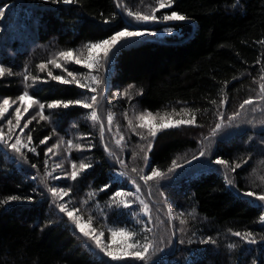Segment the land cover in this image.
<instances>
[{"label":"trees","instance_id":"1","mask_svg":"<svg viewBox=\"0 0 264 264\" xmlns=\"http://www.w3.org/2000/svg\"><path fill=\"white\" fill-rule=\"evenodd\" d=\"M0 8L5 10V21L20 27L24 37L20 42L5 32L11 38V54L1 57V62L11 74L0 77V96L8 98L20 93L21 73L42 77L37 65L47 62L48 51L74 50L88 42H99L131 23L116 0H75L71 4L0 0ZM171 11L187 19L164 22L174 29L172 34L139 39L123 49L112 60L107 77L108 85L116 90L132 86L142 109L154 113L164 109L181 112L183 108L189 118L195 113L198 126L157 134L148 162L159 171H166L183 152L196 149L198 140L211 132L220 113H236L244 100L253 99L264 81V0H174L171 8L157 15ZM106 19L112 22L104 23ZM30 95L48 104L77 100L80 90L74 84L49 80L31 90ZM80 115L78 107L54 113L58 128L63 130ZM258 124L219 137L204 159L213 163L221 158L230 167L240 164L230 173L233 186L226 184L213 164L205 163L176 180L172 203L180 211L196 215L194 238L212 237L217 242L192 244L196 248L189 259L176 264H264V226L259 220L263 209L237 194L261 193L264 189L253 173L254 169H264V124L253 127ZM80 127L89 133L88 127ZM28 131L35 153L26 157L30 166L39 169L46 151L40 141L49 137L52 129L40 120L31 121ZM2 151L0 148V201L9 196L21 199L0 203V264H105L71 224L56 216L33 171L19 166ZM87 151L86 163L93 166L78 177L83 191L95 193L92 201L112 224L132 227L133 215L111 205L114 193L121 189L113 179L111 160L97 141ZM107 184L111 187L100 191ZM227 232H251L258 243L236 242V247L229 248L228 242L219 239L218 243L216 239V233L223 236Z\"/></svg>","mask_w":264,"mask_h":264},{"label":"rangeland","instance_id":"2","mask_svg":"<svg viewBox=\"0 0 264 264\" xmlns=\"http://www.w3.org/2000/svg\"><path fill=\"white\" fill-rule=\"evenodd\" d=\"M116 2L119 6V10L123 14L126 13L128 10L147 12L150 7L155 6L154 0H116ZM121 5L123 7H121ZM163 14L165 13L162 12V15ZM124 15L131 22L130 25H128L129 30L135 31L148 29L149 31V34H146L142 37L134 38L132 43L146 37H162L169 35L168 33L163 31L164 28L167 27L166 24H164V22L166 21H159L155 23H137L131 20V18H129L126 14ZM0 27V66H3L6 69L5 75H9L10 71L7 68V65L1 62V57L11 54L8 45V41L11 38L7 36L5 32L9 33V35H13L12 39L24 42L23 31L19 33L20 27H15V25L12 23L8 24L5 21L4 16L0 19ZM151 33H155V35H152ZM84 45L85 44L73 50L75 55H79L82 57H86L88 55L87 50L83 47ZM39 50L42 53H45V51L41 49ZM58 52L59 51L56 50L48 51V53H46L48 56L47 62L51 59H57L58 62L61 63L62 68L57 69L52 64L48 63L47 68L43 72L38 69L39 73L43 74L41 77L42 80H51L47 75L49 70L52 71L53 75H62L66 79H71V77H68L67 75L68 72L74 73L78 79L88 73L89 70L83 65H77L75 63H71L58 58ZM110 68L111 64L110 66L99 68L98 71L92 70V74L97 75L101 79L102 83L97 87L96 93H92L88 89L79 88L80 95L77 98L91 103V95H97L99 103L95 106V110L100 116V122L93 123L89 119L91 109L73 105L70 107H78L79 111H81V115L76 119L70 120L68 127L64 130L59 129L58 122L56 123L54 117V113L57 111V109H63V107L49 109L47 108V104H44L45 108L43 110V114L48 116L49 119L42 121L46 122L52 129V132L48 137L49 139L46 141L44 146L47 151L48 148H53V146L56 145V147L53 148L54 154L49 153L47 156L45 155V161L47 160V164L44 161L43 166L39 169L30 166L26 154H34L35 152L28 151L27 148L21 149L23 153V158H21L20 154L15 153L2 142H0V148L3 150V153L8 155L13 161H16L19 166L23 168H28V170L30 169L33 171L37 184L40 186L45 196L49 199L51 207L56 216L60 219L67 221V223L71 224V226L73 227L66 214L59 212L58 203L60 202V200L59 198H54L52 196V194L49 192V188L55 187L58 190H70L69 195L63 197V201L66 203L69 210H72L74 208L78 209L75 215L82 217V222H84L86 225L89 215H92V226L97 229V234L100 231H104L105 235L102 239L104 243H107L109 241L110 236L108 228L113 227L118 229L120 226L112 224L108 220L104 211H101L99 207H97L96 202L92 201V199H89L87 191H83V186H81L79 183V178H77L75 181L71 180L70 178H62L56 180L48 175V173H52L55 176L63 177L65 173H70L72 171V162L76 163L78 169L80 162L86 163L87 161V150L89 149L88 146L92 145L93 141H97L99 146H101V148H103V150L106 152L107 156L109 157L114 166L113 179L120 184V190L126 193L135 192L136 185L132 183L133 180H135L136 184L140 186V191L136 193V196H123L117 197L116 199L134 201L131 205V208H122L127 213H136V215L133 216L135 224L130 228L127 227L128 229L139 232L140 229L143 227V223H138L137 221H143L146 223L148 216L151 217L152 223L149 226L152 227L153 231L151 233H147V235H149L150 238H153L155 240L157 248L162 249V251L155 252V254L152 255L151 260L149 261V264H176L179 261H186L187 259H189L191 253L196 248L193 247L192 244L203 243L205 239L203 240L202 238H194L195 235L194 233H192L194 222L196 223V221H198L196 215L192 211H180L172 203V190L177 183L176 180L185 172L189 171L192 168H195V166H198L200 164L204 165V163L205 165L213 164V167H216L218 171L223 174V176H225V172L227 171L228 177L231 179V171L225 169L223 165H217L214 162L208 163L209 161L207 159H204L207 157L208 150L212 148L215 143L218 142L219 137L230 133L232 130H238L242 126L253 125L254 122L259 123L258 125L253 126L254 128H260L264 124V81L263 84L259 83L257 92L252 99L254 103L251 105H246L244 109L239 108L237 112H239L240 115L236 117V119L232 122V125L228 127L222 126V129L215 136H212L211 132H208L207 135L202 136L198 140V146L196 149L183 152L175 158V164L180 166L176 167L175 171L171 173L168 172L169 168L175 167L172 163L166 171H161L162 173H165V176L163 178L153 179L151 181L145 182L139 177L141 175L149 174L152 169L149 166V162L147 163V166L145 165L143 157L145 155V152L149 153L148 143L151 142L153 144V141L142 140L139 135L131 131L128 121L132 120V127L137 128L138 131H142L143 134L147 136L148 133L146 129H139L140 121L137 119V117L141 113H146L147 110L140 108L137 104V91L132 86L116 90L112 86L108 85L107 77L109 75ZM64 69H67V71H65ZM24 75V73H21L19 75V80L21 84L20 93L14 97H10V100H16L25 90V82L23 81ZM81 82L84 81L81 80ZM27 83L31 84V79H29ZM41 83L44 82H38L35 87L30 88L28 90L31 91L33 89H36L37 86H40ZM93 87H96V85L93 84ZM124 93H127V95H124ZM3 98L8 97L0 96V102H2ZM17 106H20L18 101L9 110V113H7L2 120H0V131H3L5 133V138H7V135L9 134V126L7 124V120L12 119L13 124H15L14 110ZM221 106L223 108V104ZM21 110L23 111V109ZM172 110L173 109H164V111L152 113L153 115H163L167 113L171 115L173 119L189 118L187 113L173 112ZM179 110L181 111V109ZM39 112V107L34 105L28 113L24 114L21 120V127H23L24 123L28 121H40V117L38 115ZM108 114L113 115L111 131H108ZM233 114L228 116L223 115V120L219 116L212 129L215 127L216 123H222V125L227 123L228 117L232 116ZM32 117H35V119H32ZM100 123H103L105 127L103 140H101L100 137ZM81 125L88 127V134H86L85 131L81 129ZM194 127L196 126H183L180 129ZM28 134V128L24 129L23 133H21L17 128L15 132L11 134L12 139L8 141V144L14 143L16 136H20L22 143H28ZM121 136H123L124 139L122 140L121 145L117 146L115 140L120 139ZM206 137H208V139H205ZM61 139L63 140V143H59ZM68 141L72 142L71 146L68 144ZM105 144H107L108 149L109 151H111L112 155H109V151L105 150ZM77 146H80L84 150H78ZM29 147H34L32 141ZM202 150L206 152V155L203 157H199V153ZM193 156H197L199 157V159L194 160ZM119 160H123L124 164H120ZM57 164L61 165V167L56 168L55 166ZM133 168H135L137 171L133 172ZM256 169L258 168L256 167ZM258 170L259 172L255 171L254 169V178L257 179L259 183L263 185L264 188V182L259 179L260 177H264V169L263 171L262 169ZM120 172H127L128 175L120 176ZM137 196L139 199L136 198ZM247 198L254 201L253 198ZM140 200H143L149 206V212L146 215L142 214L140 211L143 208V205L139 203ZM69 201L70 203H68ZM85 201H87V203H84ZM254 202L260 203L258 201ZM111 205H113L112 200ZM114 208L118 209L120 207L115 206ZM169 213H171V215H169ZM182 219L186 221V223L183 225L180 224V220ZM262 224L264 226V223ZM181 228L184 229L183 232L180 231ZM216 234V239L218 243L220 239V241L228 242V245L232 243L236 244V242L237 244L246 245V243H244V241L240 237H236L233 234H229L228 232L223 236H219L218 233ZM143 235L144 234L142 233L137 238L142 240L141 236ZM80 236L84 239V241L89 247L90 245H92L90 249L98 255V258L104 259L105 262H109V264H143L142 261L133 259H127L119 262L110 261V258L104 256L103 253H100L99 250L94 247L92 241L88 240L82 235ZM117 240H119V237H117ZM180 241H183V243H180ZM189 241L191 242L189 243ZM262 241L264 242V237ZM211 245H213V243ZM250 245L256 246L257 243ZM239 249L245 252L247 250V247L240 246Z\"/></svg>","mask_w":264,"mask_h":264},{"label":"snow or ice","instance_id":"3","mask_svg":"<svg viewBox=\"0 0 264 264\" xmlns=\"http://www.w3.org/2000/svg\"><path fill=\"white\" fill-rule=\"evenodd\" d=\"M50 2L53 3H64V4H71L74 3L75 0H50ZM238 2V0H237ZM174 3V0H154L155 6H152L149 8L147 12H141V11H131L128 10L126 14L131 20L137 22V23H155L159 21H184L187 19V17L183 14L177 13L176 11H171L170 14L165 13L161 16H157L156 13L163 9H169L172 7ZM121 7H123L121 5ZM5 8H7V5H5ZM4 16V8H0V18ZM113 17L112 19H114ZM111 19H106L104 23H111ZM164 32L171 34L174 32V29L172 27H165ZM146 34H149L148 29L144 30H129V28L126 26L120 31H116L114 34L109 36L106 39H102L99 42H88L83 47L87 50L88 55L86 57H82L79 55H75L73 50H67V51H59L57 53L58 58L63 59L65 61L75 63L77 65H83L85 68H87L89 71L86 75H84L81 78H77L76 75L72 72H68V77H71V79H66L62 75H53L52 71H48L47 75L48 77L56 81L58 83L62 84H74L82 89H88L92 93L97 92V87L102 83L101 79L97 75L92 74V70H99L101 67H107L110 66L111 61L116 58L117 54L121 52L123 49L130 47L132 45V41L134 38L142 37ZM152 35H155V33H151ZM52 64L55 68L60 69L62 68L61 63L58 62L57 59H51L47 63H40L37 65L38 69L43 72L47 68V64ZM67 71V69H64ZM6 73V69L3 66H0V77H3ZM11 74V73H9ZM31 79L32 83L28 84V80ZM83 80L84 82H81ZM23 81L25 82L24 87L25 90L22 92V94L16 99V100H10L9 98H3L2 102H0V120H2L7 113H9V110L12 108L14 104L19 102L20 106L15 107L14 110V117H15V124H13L12 119L7 120V124L9 126V134L7 135V138H5V133L3 131H0V142L7 145L11 150H13L15 153L20 154L21 158H23V153L21 151L22 148H27L28 151L35 152L34 147H29L32 141V136L29 133L27 136L28 143H22L20 136L15 137V142L8 144V141L12 139V133L15 132V130L18 128L21 133L24 132V129L28 128L29 123L31 121H28L24 123L23 127H21V120L24 116V114L28 113L29 110L35 105L38 106L40 109V112L38 113L40 120H48L49 117L43 114V110L45 108V105L43 103H40L39 100L34 98L32 95H30V91L28 89L35 87V85L38 82H44L47 83V80H42L41 77L38 75H31L25 74L23 76ZM93 84L96 85V87H93ZM124 95H127V93H124ZM91 103L86 102L85 100L77 99V100H69V101H53L52 103L47 104V108L49 109H55L59 107L68 108L73 105L82 106L87 109H91L89 119L93 123L100 122V116L98 115V112L95 110V106L99 103L97 99V95L93 94L90 97ZM221 103H224L223 101ZM254 101L252 99H246L243 101V103L240 105L241 109H244L246 105L253 104ZM23 109V111L21 110ZM187 109H181V112L186 113ZM173 112H175V109H173ZM240 113H234L232 116L228 117L227 123H216L215 127L211 131V135L215 136L223 127H228L232 125V122L236 119L237 116H239ZM220 117L223 120V113H220ZM32 119H35V117H32ZM137 119L140 121L139 123V129L147 130V136L143 134L142 131H138L137 128L132 127V120L128 121L129 127L132 132L139 135L142 140H149L154 141L157 134L168 129H178L183 126H198L196 124V116L195 113H192L190 118H181V119H173L171 115L165 113L163 115H153L151 111H147L146 113H141ZM108 121V131H111V125L113 121V115L108 114L107 116ZM104 131L105 127L103 123H100V137L101 140L104 139ZM48 137H45L44 140L40 141L41 144H45L48 140ZM124 139L123 136L120 137V139L115 140V143L117 146L121 145L122 140ZM205 139H208L206 137ZM59 143H63V140ZM71 141H68V144L71 146ZM152 143H148V150L150 151L152 147ZM56 147V145L53 146V148ZM53 148H48L45 155L47 156L49 153H53ZM78 150L83 151L84 149L80 146H77ZM89 150L91 148V145L88 146ZM105 150L109 151L107 144H105ZM54 154V153H53ZM109 155H112L111 151H109ZM206 155L205 151H200L199 157H203ZM197 156H193V159H199ZM145 165L147 166L149 155L147 152H145V155L143 157ZM217 165H223L225 169H228L231 172H235L236 168L241 167L240 164H236L234 167H229L228 162L221 158H216L215 161H213ZM47 164V160L45 161ZM120 164H124L123 160H119ZM190 163V162H189ZM173 164L175 167L169 168L168 172L171 173L175 171L176 167H180L179 165L175 164V161H173ZM90 163L80 162L79 168L77 169V165L75 162H72L71 168L72 171L70 173H65L64 176H55L52 173H48L49 176H51L53 179L59 180L62 178H70L71 180L75 181L83 172H85L87 169L92 167ZM35 167V165H33ZM56 168H60L61 165L57 164L55 166ZM133 172H136L137 170L135 168L132 169ZM143 171V170H141ZM120 176H127V172H120ZM165 176V173H162L161 171L157 170L156 168H152L149 174L141 175L139 178L145 182L151 181L153 179H160ZM225 182L230 187L234 185V181L228 177L227 171L225 172L224 176ZM262 182H264V177L259 178ZM133 184L136 185L135 192H124L122 190H118L114 193V197H112L113 205L120 208H131V205L134 201L132 200H118L117 197H133L136 196V193L140 191V186L136 184L135 180L132 181ZM111 187L110 184L104 185L100 191H104L105 189ZM70 191V190H69ZM69 191H65L63 189L58 190L55 187L49 188V192L52 194L54 198H59L60 202L58 203V210L60 213L66 214L69 221L72 223L74 231H76L78 234L82 235L83 237L87 238L88 240L92 241V244L94 247L99 250L100 253H103L104 256L110 258V261H124L127 259H133V260H139L142 261L143 264H149V261L152 258V255L155 254L157 251H162V249L157 248L156 242L153 238H150L147 233H151L153 231L151 225V217L148 216L147 222L143 221H137L138 223H143V227L140 229L139 232L135 230H130L127 227H119L113 228L109 227L108 232L110 233L109 241L107 243L103 242V237L105 235L104 231H100L97 234V229L92 226V215H89L87 225L82 222L83 218L75 215V213L78 211V209H72L69 210L66 203L63 201V197L69 195ZM238 195H244L250 198H253L254 201H258L259 207L261 209H264V192L257 193L255 191H247V192H237ZM95 193H88L89 199L94 198ZM137 199L138 196L136 197ZM21 199L18 196H9L6 200L0 201V203L3 204H9L13 201H17ZM31 199V198H29ZM70 203V201L68 202ZM84 203H87L85 201ZM140 204L143 205V208L140 210L142 214H148L149 212V206L147 203H145L143 200L139 201ZM131 215L135 216L136 213H131ZM171 215V213H169ZM260 222L264 223V214H262L259 217ZM185 220H180V224H185ZM181 232L184 231L183 228L180 229ZM143 235V239H138L141 234ZM236 237H240L244 243L246 244H256L258 241L255 239L253 234L251 232L241 233V232H234L232 233ZM174 235V233H173ZM117 237H119V240H117ZM191 241H189L190 243ZM203 242L208 243L214 241L211 237L206 238ZM180 243H183V241H180ZM92 245H90L91 247ZM229 248L236 247L235 244H229ZM106 264H109V262H106ZM255 264V262H254Z\"/></svg>","mask_w":264,"mask_h":264}]
</instances>
